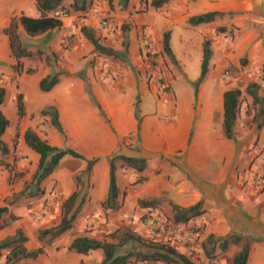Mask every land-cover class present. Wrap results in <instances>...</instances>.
I'll list each match as a JSON object with an SVG mask.
<instances>
[{
    "label": "crops",
    "instance_id": "1",
    "mask_svg": "<svg viewBox=\"0 0 264 264\" xmlns=\"http://www.w3.org/2000/svg\"><path fill=\"white\" fill-rule=\"evenodd\" d=\"M138 2L131 1L129 14L142 13L132 16L135 26L127 39L116 43L110 39L112 33L104 40L118 57L89 55L91 43L74 25L75 15L62 18V28L33 38L20 25L24 41L45 38L47 53L34 60L37 51L31 49L34 57L24 59L18 69L5 29L14 18H38L41 13L37 0H0V88L6 90L1 110L10 121L2 137L9 153L0 149V161L11 164L9 169L0 164V208L9 206L10 211L1 222L7 225L0 230V243L22 230L29 250L41 248L40 229L58 225L64 204L78 193L75 209L82 206L73 228L46 247L45 254L25 262L101 264L100 253H94L101 250L77 254L70 251L73 241L77 237L104 240L119 228L118 219L129 221L145 214L161 219L166 214L173 220L172 204L187 208L202 203L204 214L177 225L171 238L180 253L193 255L195 264H234L246 241L230 244L225 252L218 248L214 259L205 257L203 246L210 235L235 234L258 239L249 240L247 264H264V177L254 184L264 156V0H171L159 9L152 6L153 0H142V9ZM72 3L67 0L65 5ZM120 3L114 0L110 7L99 0L100 14L81 23L98 27L99 17L118 16ZM212 12L220 13L214 21L190 23ZM140 25L150 30L161 59L165 35H170L172 55L165 53L170 78L164 88L142 52L140 27L135 28ZM207 42L208 73L198 85ZM57 74L59 83L43 92L41 81ZM249 82L258 84L262 101L241 104L232 140L224 127L225 93L243 91L242 85ZM49 106L59 112L64 137L50 118L38 116ZM30 129L51 145L73 149L85 159L66 156L44 182L45 195L28 199L32 206L22 208L20 202L9 205L7 200L24 190L38 168L40 157L25 142ZM117 155L146 159L148 167L141 173L116 162L120 208L109 211L104 205L110 161ZM96 159L88 173L89 162ZM154 199L161 200L156 208L139 206L141 200ZM185 236L191 244H186Z\"/></svg>",
    "mask_w": 264,
    "mask_h": 264
},
{
    "label": "trees",
    "instance_id": "2",
    "mask_svg": "<svg viewBox=\"0 0 264 264\" xmlns=\"http://www.w3.org/2000/svg\"><path fill=\"white\" fill-rule=\"evenodd\" d=\"M67 0H37V7L41 13L38 18L23 16L21 18H14L8 28L5 29V34L9 37L11 50L13 56L18 61V69L23 68L22 61L24 59L33 58L34 53L30 49V45L25 42L19 32L20 25L23 26L26 34L33 38L46 33L53 32L54 30L63 27V21L54 15L58 10H66L68 14L72 11L75 13H81L86 10V6L89 0H73L71 6H66ZM171 0H153L152 6L154 8H161ZM220 13L212 12L204 15L194 17L190 20L192 25H200L209 23L215 20L216 16ZM81 32L83 37L87 39L94 47V49L100 52V55L109 57H118V52L113 49L102 45L94 32L89 27H82ZM164 51L165 53L172 55L170 35L166 34L164 38ZM211 56L210 43L205 44L204 49V61L202 67V74L198 80V85L203 82L208 73V64ZM29 73L32 70L28 71ZM59 75L49 76L43 79L40 83V88L43 92H50L58 83ZM253 88L255 91H253ZM259 86L249 85L247 88L248 93L254 98L255 103H261L260 96L258 95ZM243 92L240 89H233L225 93V132L229 139L234 140V128L239 115L241 107V98ZM6 99V90L0 88V149L4 154L9 153L7 145L2 140L3 135L10 125L9 119L2 112L1 107L4 105ZM20 115H24V106L22 103L19 105ZM45 116H52L51 123L64 137V130L59 120V112L55 106H49L42 112ZM139 121V129L141 119ZM25 142L29 148H31L40 157L37 171L30 183H27L24 190L18 194V196L27 198H38L45 195L44 182L49 179L58 169L61 161L68 155L85 159L73 149H63L51 145L47 140L42 139L34 130H28L25 134ZM98 161H90L88 164L87 172L90 173L93 165ZM116 162H121L125 166L136 170L137 172H145L148 167V162L143 158H134L117 155L110 161V188L107 201L105 202V208L109 211H115L120 208L119 205V188L117 184ZM145 177L138 182H144ZM16 196V195H15ZM79 199L78 193L71 196L64 204V216L61 222L49 229H44L39 232V241L43 243V246L36 250H29L26 247L28 238L25 236L22 230H18L12 237L5 239L0 243V259L5 257V264H15L17 262L29 259H37L41 255L45 254V249L51 246L55 241L69 232L77 219V215L80 212L82 206L79 205L75 209L76 203ZM9 200V199H8ZM7 200V201H8ZM11 205V202H8ZM161 203V200L154 199L151 201L141 200L139 206L141 208H156ZM173 222L175 225H181L188 223L189 221L198 218L204 214L202 209V203L191 207H180L172 204ZM9 206L0 208V230L7 225H2V220L9 214ZM248 239L243 238L240 235H231L227 238L217 237L210 235L207 238L203 246L204 255L207 259H214L217 257L216 252L219 248L222 252H225L230 244H240L242 241H246L243 249L239 252L235 259L234 264H247L251 242ZM101 250L104 258L101 264H195L193 255H185L180 253L172 244L163 241L162 239H149L142 234L137 233L131 227H122L110 233L104 240L92 239L89 237H77L71 247L70 251H73L81 255H89L93 251ZM7 253V254H5Z\"/></svg>",
    "mask_w": 264,
    "mask_h": 264
},
{
    "label": "rangeland",
    "instance_id": "3",
    "mask_svg": "<svg viewBox=\"0 0 264 264\" xmlns=\"http://www.w3.org/2000/svg\"><path fill=\"white\" fill-rule=\"evenodd\" d=\"M113 1L114 0H106V2L110 5V7H113ZM131 1L132 0H121L120 4L122 5V7H118L119 12L117 13V15H118L117 17L111 18L109 16L103 15V16L99 17L98 27H95V28L89 27L94 32L96 37L100 39V43L105 45L104 40L107 41L109 39L108 36L111 35L112 33H114V35L110 39L114 40L116 43L121 44L124 41V39H127V34L129 32H131L135 26V24H134L135 20L133 19L132 16L134 15V13H136V14L142 13L141 10L138 12H135V10H133L129 14V8L132 7ZM141 1L142 0H139V2H138L140 7L142 6ZM98 2H99V0H89L85 11H82L81 13H75L72 11L70 13V16H75V15L77 16L76 20H73V21H75V22H73L74 25L79 27V29H82V27H84L83 25H86V23L85 22L81 23V19H88L89 20L90 18H95V16L99 15L100 11L98 10ZM125 3L126 4L128 3V4L125 5ZM139 9H142V7ZM77 21H79V22H77ZM103 22H107L108 26H104L102 24ZM138 27H140L141 38H143V30H145L146 27L140 25V26H136L135 28L138 29ZM148 32L152 36L149 29H148ZM25 35H26V33H25ZM44 39L45 38L25 40V42H27L30 45V49L37 51V54H36L34 60H37V58H39V56L46 55V53H47V46L44 43ZM90 45H91L90 46L91 50H93V51H91L92 53H90L89 55H92V54L100 55V52L94 50V47L92 46V44H90ZM123 51H124V49L122 50V52ZM154 52L157 54H155L156 60H155V62H153L152 67L157 70V75H158L159 71L163 75H165L166 81L160 85L161 88H164V86L168 83L169 78H170L169 76H167V74L169 73V69H170L169 64H168L169 60L166 58L167 55L163 52H160L162 59L160 58V54L156 50L155 42H154ZM249 83H250L249 85H257L258 86V84H256V83H253V82H249ZM242 86L244 89L242 91L243 94H242V98H241V100H242L241 103L242 104L243 103H255L254 98L248 93V91L246 89V87L248 86V83H244ZM253 91H255L254 88H253ZM257 93L259 94V89H258ZM260 99H262V96L260 97ZM9 108H10V106L8 105V109ZM38 116L41 117V120H43V117H45V118L47 117L48 119L49 118L52 119V116H45L42 113H40ZM36 117L37 116L35 115V118ZM50 122H51V120H50ZM69 159H74V158L72 156H69ZM74 161H77V160L75 159ZM0 164L2 167L6 168V169H9V167L11 166V164H9L6 159L1 160ZM71 165H74V164L66 163V166H71ZM119 165H121V164L119 163ZM15 195L11 196L7 202H11L12 204L16 203V202H20L22 204V208H28V206H30V207L32 206V204H30L27 201L30 198L18 196V194H15ZM149 217L154 219V222L152 225L147 222ZM169 218L170 217L166 214L161 219H159L157 217L155 218V217L151 216L150 214H145V215H142L141 217H139V219H130L129 221H127V220H121V219L117 218L118 220L117 219H115V220L118 221V224L116 227H119V228L131 227L137 233L142 234L146 238L156 239V240L162 239L163 241H166L167 243L173 244L174 241L171 238L173 237V234H175V231L177 230L178 226L175 225L173 220H171ZM111 229L113 230V228H111ZM41 230H44V229H40V231ZM116 230H114V231H116ZM179 233H182V232L179 231ZM106 236H105V238H106ZM184 239L185 240L187 239L186 236L184 237ZM187 243L191 244V242L189 240L186 241V244ZM94 253H95V255H98V253H100L101 258L103 260L104 255H103L102 251H98V252H94ZM5 254H7V253H5ZM193 254L196 255L197 253L194 252ZM196 258L197 257H195V259ZM23 261H24V263L22 261H20V262H17L15 264H28V263H30L29 261L25 262L27 260H23ZM5 263H6L5 257L1 258L0 264H5ZM97 264H100V263H97Z\"/></svg>",
    "mask_w": 264,
    "mask_h": 264
},
{
    "label": "built area",
    "instance_id": "4",
    "mask_svg": "<svg viewBox=\"0 0 264 264\" xmlns=\"http://www.w3.org/2000/svg\"><path fill=\"white\" fill-rule=\"evenodd\" d=\"M55 16H57L60 19H62V18H69L70 14H68L66 10H58L57 12H55ZM102 24L104 26H108L107 22H103ZM142 52L149 59V62H151V64L153 65V62H155V60H156L155 59V57H156L155 54H157V53L154 52V41H153V38L149 34V32H148V30L146 28H145V30H143ZM105 63L102 64V69H104V70L106 69L105 68ZM96 68L99 69V68H101V66L98 65ZM165 81H166L165 75H163L159 71L158 75H157V83L159 85H161ZM263 177H264V156L262 158V161H261V164H260V168L257 171L256 178L254 179V184L261 183ZM147 222L152 225L153 222H154V219L149 217ZM192 233H193V230L189 229V235L190 236L193 235ZM186 240H188V239H186Z\"/></svg>",
    "mask_w": 264,
    "mask_h": 264
}]
</instances>
